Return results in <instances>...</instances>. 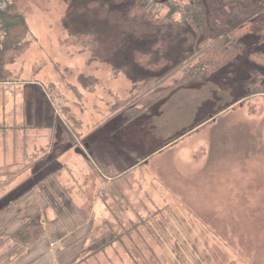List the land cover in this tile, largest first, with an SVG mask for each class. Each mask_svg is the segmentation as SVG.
Listing matches in <instances>:
<instances>
[{"label": "rangeland", "instance_id": "obj_1", "mask_svg": "<svg viewBox=\"0 0 264 264\" xmlns=\"http://www.w3.org/2000/svg\"><path fill=\"white\" fill-rule=\"evenodd\" d=\"M132 1L24 0L31 44L0 82V264H264V83L244 86L252 69L264 71L249 58L264 46L244 36L236 61L130 118L115 106L137 102L145 86L136 83L171 85L199 54L180 13L165 28L131 17ZM218 2L222 31L264 17V0ZM83 34L97 46L67 42ZM136 53L164 63L147 68ZM96 158L109 161L99 169ZM35 199L40 240L55 206L84 224L70 223L79 231L50 250L16 245L10 236L36 214L26 216Z\"/></svg>", "mask_w": 264, "mask_h": 264}, {"label": "trees", "instance_id": "obj_2", "mask_svg": "<svg viewBox=\"0 0 264 264\" xmlns=\"http://www.w3.org/2000/svg\"><path fill=\"white\" fill-rule=\"evenodd\" d=\"M155 4H168L171 6V11L165 16L158 17L156 14L151 13ZM220 9L218 0H189L187 2L179 0H133L129 5V15L131 17H144L154 24L165 28L169 25H180L183 21L175 19V15L180 13L199 36L197 42V52L199 54L197 55V61L184 66L181 77L171 85L164 86L159 84L161 78H165L164 76L157 79H154V76H150L135 84L133 90L142 85L145 86V92L139 96L137 102L135 100L136 95L128 100L118 101L115 107L119 110L124 108L125 113L131 115L130 118H135L149 112L155 104L170 96L175 90L204 81L213 73L236 61L246 47V43L243 41L244 36L255 34L258 38L257 43L264 46V17L251 18L226 32L222 31L221 28ZM27 11L24 0H10L5 9H0L1 29L3 31V38L0 40V82L10 79L12 70L9 65L15 63L31 44V41L27 38L30 31L26 16ZM67 42L82 44L84 49L88 46L96 47L98 43L93 34H83L68 38ZM249 58L255 61L259 67L264 68V50H252L249 53ZM136 59L143 66L151 69H155L159 66L158 64L164 63V61L158 64L152 63L148 53H136ZM260 70V68H254L250 71L244 83L247 91L252 92L256 89V86L264 83V71ZM89 79L93 82L89 83ZM79 81L90 89L97 83L96 78L86 77L84 74L79 76ZM155 83H158V85H153ZM132 100H134L133 104H131ZM69 138L71 137L69 136ZM107 161L109 160L95 159L99 169L105 167ZM114 163L117 164V161ZM105 172L104 174H107L109 171L105 170ZM85 191L87 192V200L81 211L84 216L89 217L95 189L91 191L88 188ZM42 217V212H38L28 218L12 233L10 239L16 245L24 247H30L37 243L47 231Z\"/></svg>", "mask_w": 264, "mask_h": 264}, {"label": "crops", "instance_id": "obj_3", "mask_svg": "<svg viewBox=\"0 0 264 264\" xmlns=\"http://www.w3.org/2000/svg\"><path fill=\"white\" fill-rule=\"evenodd\" d=\"M51 177L52 175H49L48 183L51 181L54 182V180H52ZM51 186L54 188V190H56V188L53 185ZM61 194L62 193L60 192L59 195ZM44 201L46 203H48V201L49 203H52V202L54 203L55 201H57V197H54L53 200H44ZM26 207L28 209L27 210L28 213L26 214V216L36 213L37 211L42 209L41 203L37 199H35V201L30 203L29 205H26ZM53 211H54L55 217L49 220L50 236L48 232L47 236H45L43 240L41 239L38 242V244L40 243L41 245L40 251L50 250L51 246L53 245L52 241H55V242L60 241L63 244L62 241L68 240L69 236L71 237L79 231V230L76 231L74 229L76 223H78L79 225L84 224V222H82L81 220L82 218L79 216V214H76L75 212L71 213L72 215L71 217L69 213H65V210L60 209L59 206H55L53 208ZM70 223H72V225L74 226L73 228L69 227ZM69 229H71V231Z\"/></svg>", "mask_w": 264, "mask_h": 264}, {"label": "built area", "instance_id": "obj_4", "mask_svg": "<svg viewBox=\"0 0 264 264\" xmlns=\"http://www.w3.org/2000/svg\"><path fill=\"white\" fill-rule=\"evenodd\" d=\"M10 0H0V9H5L8 4H9ZM3 38V31L1 29V21H0V40H2Z\"/></svg>", "mask_w": 264, "mask_h": 264}]
</instances>
